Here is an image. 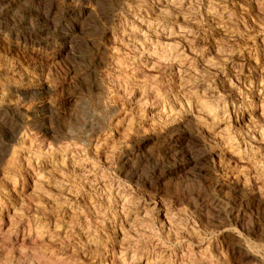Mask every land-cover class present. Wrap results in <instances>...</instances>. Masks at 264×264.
Masks as SVG:
<instances>
[{"label":"rangeland","instance_id":"374dc122","mask_svg":"<svg viewBox=\"0 0 264 264\" xmlns=\"http://www.w3.org/2000/svg\"><path fill=\"white\" fill-rule=\"evenodd\" d=\"M168 1L0 0V264H264V0Z\"/></svg>","mask_w":264,"mask_h":264},{"label":"bare ground","instance_id":"6f19581e","mask_svg":"<svg viewBox=\"0 0 264 264\" xmlns=\"http://www.w3.org/2000/svg\"><path fill=\"white\" fill-rule=\"evenodd\" d=\"M209 1V0H208ZM178 2V1H177ZM167 3H170V5L171 6H174L176 3H175V1L174 0H169ZM162 5V4H161ZM128 6V5H127ZM179 6V5H178ZM162 8V7H161ZM178 8V7H177ZM186 8V7H185ZM157 9V8H156ZM165 9H167V8H165ZM182 9V8H181ZM178 10V9H177ZM162 11V10H161ZM155 13H157V12H155ZM154 13V14H155ZM216 15H218V14H216ZM219 20V19H218ZM189 22V21H188ZM215 22V21H214ZM144 23V22H143ZM140 24V23H139ZM183 29V28H182ZM138 30V29H137ZM147 30H148V32L150 33V32H156V33H158V34H160L164 39H167V38H169L170 36H171V29H169V28H166V27H160V29H158V27L156 26V23H155V26L152 24V23H148L147 24ZM158 30V31H157ZM128 31V30H127ZM133 31V30H132ZM141 32V31H140ZM139 32V33H140ZM180 32V31H179ZM119 34V33H118ZM145 34V33H144ZM227 34V33H226ZM136 36H138V35H136ZM141 36V35H140ZM126 37V36H125ZM143 39H144V41H146L145 40V36L143 35V36H141ZM152 37V36H151ZM157 37H159V36H157ZM115 38V37H114ZM128 38V37H127ZM132 39V38H131ZM120 40V39H119ZM125 40V39H124ZM122 41V40H121ZM133 41V40H132ZM137 41V40H136ZM171 41V40H170ZM125 42V41H124ZM140 42V41H139ZM147 42V43H146ZM146 42H144L145 43V48H146V50H147V52L149 53L148 55H150V57L152 58V60H153V62H156V63H159L160 65H162V64H172V65H175V66H179L178 64V62H179V59H178V55L176 54V51H175V49H174V47H172L171 46V44H168L167 42H163V43H155V42H152V40H150V41H146ZM188 43V42H187ZM113 48V47H112ZM144 48V49H145ZM142 50V49H141ZM125 51V50H124ZM123 52V51H122ZM127 52V51H126ZM140 52V51H139ZM138 52V53H139ZM112 53H114V51L112 52ZM146 53V52H145ZM128 54H129V52H128ZM110 55V54H109ZM114 55V54H113ZM119 55V54H118ZM181 56V55H180ZM186 57V56H185ZM184 57V58H185ZM147 59V58H146ZM145 60V59H144ZM118 61V60H117ZM117 61H116V63H117ZM128 61V60H127ZM206 62V61H205ZM120 62H118V64H119ZM111 64V63H110ZM153 64V63H152ZM192 64V63H191ZM190 65V64H189ZM120 66V65H119ZM149 66V65H148ZM114 67V66H113ZM126 68V67H125ZM180 68V67H179ZM207 68V67H206ZM109 69V68H108ZM181 69V68H180ZM120 73V72H119ZM117 75V74H116ZM139 76V75H138ZM187 76V75H186ZM121 77V76H120ZM129 78V77H128ZM182 78V77H181ZM121 79V78H120ZM123 79H124V77H123ZM142 79V78H141ZM143 80V79H142ZM119 81V80H118ZM124 81V80H123ZM179 81V80H178ZM139 82V81H138ZM184 82V81H183ZM126 84V83H125ZM134 84H136V82L134 83ZM140 85V84H139ZM124 86V85H123ZM142 85H140V87H141ZM139 88V87H138ZM261 88V87H260ZM124 89V88H123ZM147 89V88H146ZM156 89V88H155ZM126 90V89H125ZM145 90V89H144ZM139 92V91H138ZM155 92V91H154ZM257 93V92H256ZM158 94V93H157ZM190 94V93H189ZM196 94V93H195ZM197 95V94H196ZM141 97V96H140ZM155 97V96H154ZM201 99V98H200ZM120 100V99H119ZM189 100V99H188ZM200 101V100H199ZM179 102V101H178ZM198 105H197V108L196 109H194V110H192L191 108H186V109H184L183 110V112H184V114H185V116H188L187 118H190V119H192L196 124H198V126H200V125H202L203 124V122L206 120V119H212V120H214L215 121V119H214V115H213V113H212V110L208 107V105L207 104H205V103H203L202 101L201 102H199V103H197ZM190 105V104H189ZM161 106V105H160ZM167 106V105H166ZM261 106V105H260ZM158 107V106H157ZM174 107V106H173ZM189 107V106H188ZM191 107V106H190ZM222 107V106H221ZM159 109V108H158ZM180 110V109H179ZM158 113V112H157ZM167 113V112H166ZM225 113V112H224ZM218 114V113H217ZM224 116V115H223ZM216 117V116H215ZM191 120V121H192ZM225 120V119H224ZM223 121V120H222ZM187 122V121H186ZM225 122V121H224ZM189 123V122H188ZM190 124V123H189ZM200 124V125H199ZM215 124V123H214ZM223 124V123H222ZM224 125V124H223ZM222 125V126H223ZM214 126V125H213ZM193 127V126H192ZM194 128V127H193ZM219 128V127H218ZM223 128H225V127H222V128H220L219 130L220 131H222L223 130ZM226 130V129H225ZM154 131V130H153ZM211 131V130H210ZM213 132V131H212ZM223 134V133H222ZM221 134V135H222ZM218 135V134H217ZM262 135V134H261ZM260 135V136H261ZM212 136V135H211ZM220 136V135H219ZM23 137V136H22ZM26 138V137H25ZM260 138V137H259ZM100 141V140H99ZM262 142V141H261ZM75 144V143H74ZM34 146V145H33ZM74 146V145H73ZM81 146V145H80ZM56 149V148H55ZM237 149V148H236ZM52 150V149H51ZM38 151V150H37ZM81 151V150H80ZM43 154V153H42ZM78 154V153H77ZM12 155H13V153H12ZM51 157V156H50ZM59 157V156H58ZM69 157V156H68ZM62 159V158H61ZM49 160V159H48ZM65 162V161H64ZM79 162V161H78ZM41 163V162H40ZM70 163V162H69ZM63 165V164H62ZM253 165V164H252ZM78 166V165H77ZM256 166V165H255ZM76 168V167H75ZM86 168H88V167H86ZM260 168V167H259ZM259 168H258V170H259ZM48 169H50V168H48ZM257 171V170H256ZM240 172V171H239ZM54 173V172H53ZM251 173V172H250ZM255 173V172H254ZM258 173V172H257ZM262 173V172H261ZM4 174H6V173H4ZM241 174V173H240ZM248 175V174H247ZM252 175V174H251ZM260 177H261V175H260ZM249 178H251V177H249ZM245 179L246 178H244L242 175H239L238 176V181H240L242 184H245ZM247 180V179H246ZM254 180V179H253ZM259 181V180H258ZM262 181V180H261ZM239 182V183H240ZM248 182V181H247ZM251 182H253V181H251ZM256 182V181H255ZM240 183V184H241ZM60 185V184H59ZM246 185V184H245ZM261 185V184H260ZM248 186V185H247ZM57 188V187H56ZM260 189V188H259ZM262 189V188H261ZM64 191V190H63ZM119 191V190H118ZM33 192V191H32ZM116 192V191H115ZM123 195H124V193H122ZM123 195H120L119 194V196H118V198L120 197V202H122V204H127L128 202H129V200H128V198L127 197H124ZM129 197V196H128ZM264 197V196H263ZM135 198V197H134ZM118 202V201H117ZM130 202H131V200H130ZM121 205V204H120ZM130 205V204H129ZM88 206V205H87ZM90 206H92V205H90ZM128 206V205H127ZM133 206V205H132ZM126 207V206H125ZM127 208V207H126ZM133 208V207H132ZM141 209V208H140ZM99 210V209H98ZM134 213V212H133ZM72 214V213H71ZM93 214V213H92ZM14 215V214H13ZM129 215V214H128ZM139 215V214H138ZM11 216V215H10ZM101 216H102V214H101ZM124 216V215H123ZM136 216V215H135ZM90 217V216H89ZM135 218V217H134ZM81 219V218H80ZM90 219V218H89ZM125 219H126V221H127V223H128V225L129 226H131V222H132V220H133V216L132 217H128V216H125ZM143 219V218H142ZM136 220H137V218H136ZM139 220V219H138ZM141 220V219H140ZM84 221V220H83ZM126 221H125V223H126ZM167 221V220H166ZM171 221V220H170ZM134 222V221H133ZM140 222V221H139ZM191 222V221H190ZM136 223V222H135ZM141 223V222H140ZM144 223V222H143ZM95 224V223H94ZM137 224V223H136ZM136 224H134V225H136ZM172 225V224H171ZM179 225V224H178ZM12 226V225H11ZM125 226V225H124ZM123 226V227H124ZM132 226H133V223H132ZM169 226V225H168ZM122 227V228H123ZM188 227V226H187ZM64 229H65V227H63ZM132 228V227H131ZM91 229V228H90ZM130 229V228H129ZM134 229V228H133ZM141 229V228H140ZM185 229V228H184ZM3 230V229H2ZM68 230V229H67ZM66 230V231H67ZM123 230V229H122ZM127 230H128V227H127ZM131 230V229H130ZM187 230V229H186ZM135 231V230H134ZM182 231H183V229H182ZM8 232V231H7ZM63 232V231H62ZM122 232V231H121ZM140 232V231H139ZM138 232V233H139ZM176 232H178V231H176ZM89 233V232H88ZM123 233V232H122ZM125 233V232H124ZM90 234V233H89ZM129 234V233H128ZM127 234V235H128ZM130 234H131V232H130ZM61 235V234H60ZM138 235V234H137ZM2 236V235H1ZM129 236H131V235H129ZM133 237V236H132ZM118 238V237H117ZM124 238V237H123ZM129 238V237H128ZM176 238H177V236H176ZM69 239V238H68ZM92 239V238H91ZM119 239H120V237H119ZM134 239V238H133ZM195 239H196V237H195ZM2 240V239H1ZM87 240V239H86ZM85 240V241H86ZM134 240H137V239H134ZM133 240V241H134ZM69 241V240H68ZM34 242V241H33ZM36 242V241H35ZM7 243V242H6ZM24 243V242H23ZM22 243V244H23ZM78 243V242H77ZM76 243V244H77ZM103 243V242H102ZM95 244V243H94ZM123 245V244H122ZM124 245H126V244H124ZM47 246V245H46ZM128 246H130V245H128ZM44 247V246H43ZM20 248V247H19ZM26 248V247H25ZM24 248V249H25ZM152 248V247H151ZM42 249V248H41ZM51 249V248H50ZM75 249V248H74ZM125 249V248H124ZM200 249V248H199ZM120 251V250H119ZM121 251H122V249H121ZM48 253H49V251H48ZM106 253V252H105ZM118 253V252H117ZM133 253V252H132ZM43 254V253H42ZM5 256V255H4ZM7 256V255H6ZM25 256V255H24ZM37 256V255H36ZM122 256V255H121ZM184 256V255H183ZM3 257V256H2ZM143 257V256H142ZM206 257V256H205ZM4 258V257H3ZM118 258V257H117ZM129 258V257H128ZM18 259V258H17ZM23 259V258H22ZM39 259V258H38ZM94 259V258H93ZM32 260V259H31ZM114 260V259H113ZM118 263L119 264H127V263H125V260H124V258L123 257H119L118 259ZM202 260V259H201ZM3 261V260H2ZM49 261H50V259H49ZM151 261V260H150ZM149 260H145V261H136V262H132V263H130V264H152L151 262H150ZM167 261V260H166ZM5 262V261H4ZM162 262V261H161ZM65 263V262H64ZM115 263V262H114ZM168 263V262H167ZM182 263V262H181ZM184 263V262H183ZM191 263V262H190ZM10 264V263H9ZM41 264V263H40ZM184 264H188L187 262L186 263H184ZM197 264V263H196Z\"/></svg>","mask_w":264,"mask_h":264}]
</instances>
